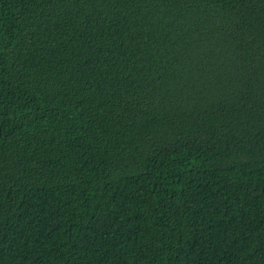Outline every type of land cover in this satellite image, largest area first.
<instances>
[{"label": "trees", "instance_id": "trees-1", "mask_svg": "<svg viewBox=\"0 0 264 264\" xmlns=\"http://www.w3.org/2000/svg\"><path fill=\"white\" fill-rule=\"evenodd\" d=\"M0 264H264V0H0Z\"/></svg>", "mask_w": 264, "mask_h": 264}]
</instances>
